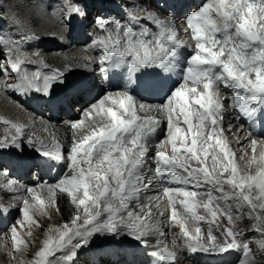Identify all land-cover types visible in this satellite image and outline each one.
I'll return each mask as SVG.
<instances>
[{
    "label": "snow or ice",
    "instance_id": "snow-or-ice-1",
    "mask_svg": "<svg viewBox=\"0 0 264 264\" xmlns=\"http://www.w3.org/2000/svg\"><path fill=\"white\" fill-rule=\"evenodd\" d=\"M64 5L69 22L74 15H88L86 6L78 0H64ZM34 7L37 15H43L41 0H34ZM124 7L127 11L121 20L127 23L101 15L94 19L99 35L95 36L93 45L103 53L99 57L101 71L109 70L103 66L105 63L126 65L130 81L142 69L169 72L177 50L185 46L173 26L175 9L184 5L176 0L166 2L161 8L158 4L143 5L139 0H129ZM167 9H172V15L166 22L160 13ZM184 18L185 30H191L195 49L183 70V82L158 106L159 111L167 114L168 133L164 144L171 146V153H166L164 144L156 145L153 177L145 181L139 170L149 153L145 137L156 130L160 120L151 114L138 115L137 102L127 90L115 93L117 98L110 94L91 103L83 113L84 119L69 123L72 138L66 145L55 134L50 143L28 137L27 143L44 161L63 163L67 169V174L56 183L37 185L49 189L48 200L36 193L34 187H27L20 190L26 191L30 199L15 197L17 201L22 200L23 206L20 203L6 206L4 201L11 196L3 193L15 192V181L6 168L0 167V215L15 208L22 217L16 226L9 228L14 253L22 251L21 246L27 247L18 227L31 236L33 226L43 227L34 213L45 216L49 207L59 211L55 190L66 193L74 206L67 222L49 228L50 234L29 264H74L80 253L92 251L90 243L97 235L123 233L147 245L149 235H164L163 221L153 218L157 212L160 217L165 215L161 210L165 198L170 209L168 220L179 227L183 249L218 253L236 250L241 253L239 264H264V168L255 175L239 174L235 153L223 138L225 105L219 93L221 85L241 90L244 95H236L232 106L249 118H264V0H207ZM142 20L155 25L157 30L152 31ZM0 21L7 24L6 30L0 28V76L3 77L0 93L7 95L12 91L26 96L35 92L45 104L71 105L76 95L94 87L86 80L75 84L67 81L64 70L53 68L49 73L21 70V66L28 64L48 67L40 52L28 47L39 37L15 13L0 16ZM134 26L139 30H134ZM218 33L222 39L217 38ZM253 44L259 47L249 55L247 50ZM83 59L94 62L91 56ZM13 74L15 81L8 83ZM160 79L156 73L144 86L159 88ZM201 85L203 91H198ZM14 103L21 106L19 101ZM138 107L143 112L145 104L140 103ZM104 117L110 122H105ZM89 119L92 123L87 125L86 132H81L85 120ZM3 124L9 127L0 137V149L20 148L25 126L8 120H3ZM252 145L255 152L257 142L252 141ZM17 163L24 166L28 161L17 158ZM165 175L167 184L175 186L161 183L156 193L145 195L141 203V192L146 193L153 180L162 181ZM204 185H210L211 189L200 191ZM213 190L219 195H213ZM229 201L232 203H226ZM244 215L252 221L250 230L256 233L252 242L238 239L243 233L236 229V221ZM224 218L228 225L222 228L220 221ZM201 222L209 225L206 237ZM189 223L193 230L187 227ZM213 225L224 238L222 241L214 235ZM150 255L154 258L153 264H176L177 261V253L169 251L166 245H158ZM85 264H99V259Z\"/></svg>",
    "mask_w": 264,
    "mask_h": 264
},
{
    "label": "bare ground",
    "instance_id": "bare-ground-1",
    "mask_svg": "<svg viewBox=\"0 0 264 264\" xmlns=\"http://www.w3.org/2000/svg\"><path fill=\"white\" fill-rule=\"evenodd\" d=\"M92 1V0H91ZM98 1V0H97ZM101 1V0H100ZM123 6L125 3H128L129 0H117ZM0 7L6 12L7 15H11L15 13L18 18H20L23 23L26 25L27 29L30 32H34L39 39L34 40L28 47L29 49H35L40 52L41 57L45 60L48 67H40L39 65H26V69L34 68L42 73H49L53 68L64 70L65 72V79L73 84L79 83L82 81H87L89 84L94 85L90 90L87 92L81 93L75 96L74 102L70 105L66 103L68 108L70 109L71 113L63 115L61 119L50 120L49 118H44L41 115H37L31 113L23 108L21 105L20 107L14 103L15 100L10 99L9 95H5L0 93V123L3 124V120H8L11 123L15 124H22L25 126L24 131L30 130L35 135L36 141H44L46 143L51 142V137L53 134L57 135L58 138L61 140L62 143L65 145L71 141L72 138V130L69 127V123L72 121H79L84 119L83 113L90 107L91 103L97 102L98 100L102 99L106 95H110L113 98L115 97L114 93H105L103 92V88L98 84L96 79L95 70H96V63L95 60L93 63H89L83 59L84 56H89V54L82 49L79 45L72 43V39L68 40L65 37V31L61 29V24L58 19H60V8L54 9L53 11L46 12L44 10L43 15H37L35 7H34V0H1ZM61 2V1H60ZM206 2V1H205ZM140 4L148 5L146 0H139ZM60 5V4H59ZM196 7H192V10H195ZM58 10L59 12H56ZM157 10V9H156ZM191 10V11H192ZM161 18L164 16L160 15ZM178 19L174 20V27L177 28V35L179 39L183 40L184 42L189 40L191 37V33H189L188 29H186V22L180 17H176ZM167 22V21H166ZM89 32V31H88ZM38 45V47H37ZM92 57V56H91ZM67 66V67H66ZM32 70V69H31ZM28 71V70H27ZM16 76L12 77L8 83H12L13 79ZM98 78V77H97ZM3 82V79H0V83ZM181 83V82H180ZM179 84V83H178ZM176 84V86H178ZM175 86V87H176ZM198 91H201L199 86ZM90 94V95H89ZM222 95V94H221ZM31 100L30 98H27ZM224 108L222 110V127H223V138L227 141L230 149L233 153H235V163L239 169L240 175H255V173L264 168V159H261L259 154H264V139L258 140L256 145V151L253 152L252 148V141L248 138L244 133L243 130L237 127L233 122L232 114L230 113V109H228V104L226 101H223ZM161 104V103H160ZM160 104H153L151 105L152 108L149 109L148 105H145V109L143 112L139 111V104H137L138 115L144 117L146 115H153L156 116L157 119L160 120V124L156 126L159 129V133L154 141L150 139V134L145 137V143L149 148V153L145 158L144 164L140 168V175L144 178H150L151 173L146 172L147 166H151L153 164V157L156 152V145L160 136L163 137L162 144L167 139L168 133V124H167V114L164 111H159L158 106ZM111 106V105H108ZM94 116V113L92 114ZM95 119H101L96 117ZM105 122H110L104 117ZM92 123V121L85 120V128L81 129V132L87 131V125ZM182 127H186L185 125H181ZM6 127H9L6 125ZM47 128V131H45ZM29 132V131H28ZM79 135V133H78ZM26 137V136H24ZM23 139V138H22ZM37 145H39L37 143ZM65 148V152H66ZM164 150L166 153H171V146L164 144ZM16 152V151H15ZM20 152V151H19ZM30 154V153H29ZM255 158V162L254 161ZM25 159V157H22ZM11 162V161H10ZM6 166V165H5ZM52 167H57L62 172V177L67 174L66 166H57L56 163L51 164ZM0 167L5 168L4 165H0ZM55 171V169H54ZM242 171V172H241ZM15 181V189L16 191L9 194L4 192L5 196H11L14 200L16 196H20L22 198H29L30 196L26 191H21L22 188L27 187H34L36 193H38L42 198L45 200L49 199L50 193L47 187L40 188L37 187L38 184L43 183L42 180L34 182L32 176H29L28 173L24 172V174L20 176H12ZM57 181L48 183L53 184ZM44 184V183H43ZM45 184V185H48ZM204 187V186H203ZM211 187V186H210ZM2 191V190H0ZM56 191V199L57 204L59 205V211L55 207H49L47 209V216L49 218H58L60 223L67 222L70 219L71 214L73 213L74 206L70 203V198L67 197L66 193H60L59 190ZM157 191V186L152 183V187L145 193L144 191L141 192V203L144 202L145 195H152L155 194ZM16 200V199H15ZM17 201V200H16ZM22 202V200L20 201ZM163 208L161 209L165 213H167L168 218V211H167V203L166 198L164 199ZM154 211H156L154 209ZM39 213H34V218L38 220ZM45 215V216H46ZM41 216V215H40ZM9 221V228L11 227L10 218ZM37 217V218H36ZM44 218V216H41ZM154 221L162 220L163 224L161 226V231H166V226L164 221H166L163 217H160L158 212L157 215L153 218ZM207 225V224H206ZM57 224L53 221V224H49L44 228L45 235H49V228L56 227ZM191 230V228L189 229ZM193 230V228H192ZM35 226L31 228L32 235L28 236L25 233L24 240L27 242V247L24 249L27 250L28 254L31 255L32 259L34 258V254L37 251L36 248L30 249L31 246H36V236H35ZM120 236L123 238L120 242L110 243L106 242L105 240L102 242L104 244L103 248H93L92 251L85 253H80L77 260L82 261V264H85L86 261H94L97 258L99 259V264H127L129 260V264H135L137 262H141L144 260L143 255H145V260L150 259L149 254L146 251H152L157 248L156 243L160 244L161 237L159 233H154L146 237L148 240L147 245H141L138 241L133 240L126 234L121 233ZM248 242V241H247ZM182 245V244H181ZM1 249L8 251V248L12 247V240L10 236V232L8 231L3 236V242L1 243ZM24 247V246H23ZM180 248V247H179ZM1 251V250H0ZM13 251V250H10ZM98 252L100 253L98 256ZM178 252V251H177ZM184 252V251H183ZM179 251L177 253V261L176 264H210L207 259H204L207 254L213 255V252H200L199 256L194 258L186 257V253ZM205 254V255H204ZM183 260V261H182ZM3 260L0 257V264H3ZM124 262V263H123ZM222 264L221 261H215L214 264ZM74 264H76L74 262ZM145 264H148L146 261ZM229 264H237L233 261Z\"/></svg>",
    "mask_w": 264,
    "mask_h": 264
},
{
    "label": "rangeland",
    "instance_id": "rangeland-1",
    "mask_svg": "<svg viewBox=\"0 0 264 264\" xmlns=\"http://www.w3.org/2000/svg\"><path fill=\"white\" fill-rule=\"evenodd\" d=\"M1 1V0H0ZM61 1V2H60ZM79 1V0H78ZM82 3H85V0H81ZM91 1V0H90ZM95 1V0H92V2ZM207 2V0H205ZM1 3V2H0ZM58 4H60L59 6H61L60 9L62 10H65V5H64V0H58ZM91 4V3H90ZM93 5H91L92 7ZM61 10V11H62ZM156 10V9H154ZM158 11V9L156 10ZM98 12V11H97ZM94 13H96V11H94ZM0 16H8L6 14V12L0 7ZM96 16V14H95ZM0 28H3V29H7V24H6V21H0ZM8 33H6L7 35ZM219 34V33H218ZM217 34V35H218ZM23 66H26V65H23ZM29 66V64L27 65ZM32 71H38L37 69H34V68H31ZM31 69H27V70H31ZM41 72V71H40ZM253 79L255 78V75L253 74ZM0 79L2 80L3 77L0 76ZM90 95V94H89ZM5 128H6V125L0 123V137H3L5 135ZM11 131H14V130H11ZM29 131V132H28ZM26 136V137H24ZM24 136L21 138V147L20 148H16V147H10V148H6V149H0V150H5L6 152H13V153H16V154H24L26 153V155H30L31 154V151L32 150L31 146H29V144L27 143V139L28 137H31L34 141H36L35 139V135L33 134L32 131L30 130H27L24 131ZM162 139L163 137L160 136V138L158 139V142L159 144H162ZM36 147H39V145H36ZM35 149V148H33ZM16 151V152H15ZM20 151V152H19ZM30 153V154H29ZM263 154V153H262ZM262 154H259V156H262ZM208 166L211 168V162L209 161V164ZM242 172V171H241ZM215 174V172L213 173ZM249 175V174H248ZM205 189H207L208 191L211 189L210 185H204V187H202L200 189V191H205ZM213 195H219V193H216L214 190H213ZM16 203H20L21 206L22 205V202L20 201H16L15 199L13 200L12 198H9V199H6L4 201V204L6 206H9L11 207L12 205L16 204ZM228 204H231L232 202L229 201V202H226ZM167 206V205H166ZM167 211H168V215L170 214V209H168V206H167ZM244 212L246 213L247 212V208L245 207L244 208ZM11 213H12V219L10 218V224L11 226H16V221L17 220H20L22 219V217L20 216L19 212L15 209V208H11ZM39 218H37L38 222L43 226L41 228H36L35 227V236H36V246H31L30 249L32 248H36L37 250L39 249V247L41 246L42 244V241L44 239L47 238L48 235H45V231H44V228L49 225V224H53V221H55V223L57 224L56 227H59L60 225H62V223H60L58 221V218H49L47 215L44 216V218H42L40 215H38ZM102 218H105V217H102ZM164 219L166 221H164L165 224H168L166 226V231L163 232L164 235H160L161 237V241H160V244L162 246H167L168 250L169 251H174L176 253H178L179 251H184L186 253V251L188 250H185L182 248V237L180 236V233H179V227L178 226H175L173 224H171V222L168 220L167 218V213H165L164 215ZM221 223V227H226L228 225V222L226 220V218L222 219L220 221ZM252 223V221H250L246 215L243 216L242 219L236 221V229L240 232H242V236L238 237V239H241L243 241H248V242H252L256 236V233L251 231L250 230V224ZM205 223V222H201V228H202V232L204 234V236L206 237L207 236V231H208V227L209 225ZM187 227L191 230L193 228V225L191 223H189L187 225ZM213 228H214V235H216L218 237L219 240H223L224 238L221 236L220 232L219 231H215V225H213ZM9 230L7 231H2L0 233V257L1 259L3 260V264H29V262L32 260V257L30 254H28L27 250L24 249L25 247L21 246L22 248V251H19V252H15L14 251H10V250H13L12 247L8 248V251L4 250V249H1V243L3 242V236L8 232ZM18 231H20V234H21V238L23 239L24 236H25V230L23 229H20L18 227ZM174 234H175V237H176V241L174 242ZM113 241H111V240ZM123 238L119 235H97V236H94L91 240V243H90V248H103L104 244L102 243L104 240L106 242H110V243H113V242H120ZM119 240V241H118ZM118 241V242H117ZM251 246L253 247V250L255 251V244L252 243ZM180 247V248H179ZM178 251V252H177ZM183 252V253H184ZM83 253V252H82ZM183 261V260H182ZM76 264H82V261L80 260H76L75 261ZM124 263V262H123ZM184 264V263H183ZM185 264H188V263H185Z\"/></svg>",
    "mask_w": 264,
    "mask_h": 264
}]
</instances>
